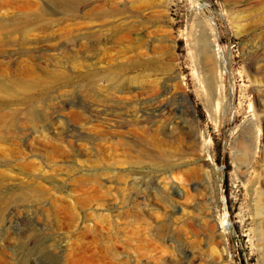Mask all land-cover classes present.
Returning a JSON list of instances; mask_svg holds the SVG:
<instances>
[{"label":"rangeland","instance_id":"374dc122","mask_svg":"<svg viewBox=\"0 0 264 264\" xmlns=\"http://www.w3.org/2000/svg\"><path fill=\"white\" fill-rule=\"evenodd\" d=\"M55 1L0 0V264H264V0Z\"/></svg>","mask_w":264,"mask_h":264},{"label":"bare ground","instance_id":"6f19581e","mask_svg":"<svg viewBox=\"0 0 264 264\" xmlns=\"http://www.w3.org/2000/svg\"><path fill=\"white\" fill-rule=\"evenodd\" d=\"M200 0H197V2H199ZM88 2H90V1H88ZM79 1H77V0H57V1H55L54 2V6H55V8L57 9V10H60V11H63V13L64 14H71L73 17H75V15H76V8L77 7H80L79 6ZM85 3V2H84ZM107 3V2H106ZM81 4V3H80ZM87 4V6H88V3H86ZM200 4V3H199ZM82 5H83V2H82ZM102 5L103 4H101V3H97V2H92V3H89V12L90 13H88L89 14V16H92L93 18H100V17H105V18H107V19H110V18H113V17H116L118 14H119V12H118V9H117V7H115L114 5H110L111 7H110V10L109 11H105V12H100V13H97L94 9H96V8H98V7H102ZM105 5V4H104ZM84 6H86V5H84ZM81 8V7H80ZM99 9V8H98ZM101 9V8H100ZM86 10V9H85ZM104 10V9H103ZM44 13V12H43ZM71 16V17H72ZM104 18V19H105ZM111 20V19H110ZM109 22V21H108ZM119 23V22H118ZM23 24H26L25 25V27L23 28V30H25L24 32H23V34L21 35V38H20V43L21 44H25L27 41H29V39L27 40V37H29L28 35L30 34V32L32 31V30H34V26L33 27H31L33 24H35V23H33L31 20H29V21H25V22H23ZM51 24V23H50ZM120 24H118V26H119ZM17 26L18 25H16V24H9V25H7V24H4V23H2V22H0V32H3V31H8V32H15L16 30H17ZM129 26V25H128ZM135 25H133L132 27H134ZM42 27H49V26H37L36 25V29H41L42 31H44L43 29H47V28H42ZM51 27V26H50ZM115 27V26H114ZM122 27V26H121ZM127 27V26H126ZM139 27H141V25H139ZM119 28V27H118ZM135 28V27H134ZM49 29V28H48ZM128 28H126L125 29V31L123 32V33H126L128 30H127ZM133 29V28H132ZM132 29H130V30H132ZM136 29V28H135ZM135 29H133L132 31L134 32V30ZM139 29V28H138ZM141 29V28H140ZM139 29V30H140ZM143 29V28H142ZM144 29H146V28H144ZM40 30V31H41ZM109 30H111L112 32H113V29H108L107 31H109ZM114 30H116V27L114 28ZM124 30V29H123ZM129 30V31H130ZM147 30V29H146ZM146 30H144V32L146 31ZM150 30V29H149ZM100 31V30H99ZM106 31V32H107ZM120 31V30H119ZM135 31H137V30H135ZM142 31V30H141ZM152 30H150V32L149 33H151L152 34V32H151ZM105 32V33H106ZM139 32V31H138ZM158 32V31H157ZM100 34H103L104 33V31H100L99 32ZM113 33H115V32H113ZM117 33H119V32H117ZM136 33V32H135ZM148 32H146V34H149ZM99 34V35H100ZM116 34V33H115ZM127 34V33H126ZM155 34V33H154ZM159 34V33H158ZM85 35H87V34H85ZM138 35V34H137ZM141 35V34H140ZM97 36H98V34H97ZM200 42H201V50H202V52H208V50H209V43H208V40H207V38H206V36L205 35H201V37H200ZM207 81L209 82V79H207ZM214 81V80H213ZM207 82V83H208ZM212 82V79H211V81H210V83ZM215 82V81H214ZM209 85V84H208ZM212 85H213V83H211V88H212ZM26 86V85H25ZM0 88H3L4 89V87H2V86H0ZM213 89V88H212ZM166 111V110H165ZM171 113V112H170ZM246 167V166H245ZM244 173V172H243ZM260 199L261 198H257V204L255 205V207H256V211L257 212H259V210H261V212H262V209L260 208V206H261V203H260ZM256 202V201H255ZM207 204V203H206ZM262 207V206H261ZM183 211V210H182ZM260 214V213H259ZM199 216V215H198ZM194 219V218H193ZM195 220V219H194ZM198 220V219H197ZM191 222H192V219H191ZM221 224H220V228H221V234L223 235V236H225V234H226V232L230 229V224H231V222H230V219L228 218V215H227V213H225V215H224V217L222 218V220H221ZM195 226V225H194ZM192 227V228H195V227ZM191 227V226H190ZM195 231H196V229H195ZM197 232V231H196ZM196 236V235H195ZM195 250V249H194ZM213 252H215L214 250H212ZM223 251V250H222ZM216 253V252H215ZM214 253V254H215ZM218 255V254H217ZM211 256H212V254H211ZM218 257V256H217ZM216 257V258H217ZM212 258V257H211ZM195 261V260H194ZM194 264V263H193Z\"/></svg>","mask_w":264,"mask_h":264}]
</instances>
